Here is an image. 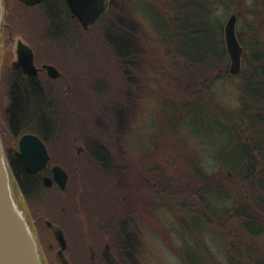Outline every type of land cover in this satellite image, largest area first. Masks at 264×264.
<instances>
[{
	"label": "trees",
	"instance_id": "obj_1",
	"mask_svg": "<svg viewBox=\"0 0 264 264\" xmlns=\"http://www.w3.org/2000/svg\"><path fill=\"white\" fill-rule=\"evenodd\" d=\"M166 2L169 8L175 9L170 21L155 4L146 10L147 18L164 39H170L184 58V69L178 75L172 72L170 76L179 85V101L174 102L172 107L178 112L174 113L180 118L179 123L187 126L193 137L203 143L200 146L209 158L206 166L195 164L188 181L166 186L171 189L168 199L172 203L179 201L187 217H191V227L195 233H201L202 228L207 226L209 230L220 232L225 240L221 250L224 259L214 254L206 243L200 247L196 242L184 250L183 264H264V0ZM233 3H238V6L233 8ZM46 11L45 19L27 15L20 20L22 26L34 27L36 34L48 33L52 41L56 36L68 33L72 24L68 22V11L64 5L59 2ZM233 13L238 15L237 34L244 47L243 66L239 74L230 72L231 61L225 42V24ZM105 22L108 23L106 20L100 21L88 29L82 27L84 57L87 60L91 46L97 42L89 38L90 33L98 32L96 36L101 37L105 48L129 69L137 57L135 52L128 53L138 49L136 38L132 34L126 35L123 28L115 32L118 25L108 24L106 27ZM11 42L8 39V59L11 58ZM48 44L53 52V43ZM103 54L107 55L105 59L108 60V54L104 51ZM80 73L82 75L83 71ZM234 78L238 79L239 104L229 108L216 99L213 87L219 81ZM16 80L21 83L13 89L14 100L7 108V118L13 132L49 131L52 138L80 133L87 154L93 161H77L79 171L70 174L71 168L61 161L63 153L53 152L51 163H61L70 174L67 189L62 191L56 184L49 188L44 185L43 175L51 173L50 168L30 173L25 169L20 155L6 148L13 173L29 210L34 213L39 232L42 226L51 231L45 218L62 224L70 241L66 254L71 262L90 264L87 247L89 236L85 231L88 228L98 248L95 249L97 255L107 261L112 260L107 264H118L110 250L101 246L105 230L111 227L114 203L119 204V200L124 202L125 199L119 191L114 198L110 194L109 188L115 186L116 181L104 185L102 188L106 192L102 194L97 192L95 185H103L101 178H106L111 163L106 151L103 154L100 150H93L94 146H106V138L99 129L94 130L93 123L90 125V121L96 123L97 119L98 122L102 120V116L96 112L98 101L90 94L93 91L89 85L91 79L88 82L82 76L72 79V88L69 91L62 89V96L56 98L13 75L9 79L10 84ZM1 114L3 111L0 109V117ZM110 114L118 115L119 112L110 110ZM171 122L175 127L176 123L172 119ZM101 125L99 123L95 127ZM206 145H210L211 149L208 150ZM119 176L114 172L110 177L116 180ZM79 179H83L82 186L76 185ZM122 186L120 188L124 189L125 185ZM166 188L163 190L168 191ZM112 200L116 202H110ZM81 211L86 214L85 221L80 216ZM59 213H64L63 217L60 218ZM110 232L112 234V229ZM112 237L116 238L114 232Z\"/></svg>",
	"mask_w": 264,
	"mask_h": 264
},
{
	"label": "rangeland",
	"instance_id": "obj_2",
	"mask_svg": "<svg viewBox=\"0 0 264 264\" xmlns=\"http://www.w3.org/2000/svg\"><path fill=\"white\" fill-rule=\"evenodd\" d=\"M119 1L120 6L112 9L109 13L111 20L105 22V25H118L115 32L122 28L129 33L134 32L138 49L130 52H135L137 57L131 62L129 70H126L128 68L123 66L119 58L113 56L112 51L105 48L104 41L96 36L98 32L90 33L89 38L97 42L93 45L89 43L92 45V51L89 52L87 60L82 53V45L77 47L80 52L76 62L75 58H67L69 68L77 65L83 71L82 79H91L89 85L93 91L90 94L97 99L96 112L102 116L100 122L97 119L94 123L93 120L90 125L93 123L94 130L99 129L103 133L101 135L106 138V146L103 147H108L105 150L111 166L106 178H101L103 185L95 184L97 192H106L102 187L116 181L115 186L109 188L110 194L114 198L119 191L125 199L124 202L119 200V204L114 203L112 215L109 212L112 216L110 230L112 229L116 238L112 237L113 232L111 234L108 233L110 230H105L101 247L110 250L118 264H183L184 250L196 242L200 247H203L202 243H206L214 254H219L224 259V253L221 251L225 244L224 236L220 232L209 230L207 226L202 228L201 233H195L191 227V217H187L186 211L178 204L179 201L172 203L168 199L171 189L166 186L183 184L193 174L195 164L206 166L209 161L200 146L203 143L193 137L187 126L179 123L180 118L175 114L178 112L172 107L174 102L179 101V85L173 82L170 76L172 72L178 75L184 69V58L170 39H164L153 22L147 18L146 10H149L151 4L159 7L169 21L174 17L175 9L169 8L167 0ZM237 6L238 3L232 5L233 8ZM14 25H10L12 34L18 31ZM28 25L33 27L32 24ZM33 28L28 29L32 32ZM175 46L177 47V42ZM3 48L4 43L1 44L0 41V87L1 82L3 83V70L7 66V60L4 67L2 66ZM98 51L101 53L100 57ZM103 51L108 54V60L105 59L107 55L103 56ZM96 84L103 89H96ZM237 85V78L219 81L213 87L216 99L229 108L238 106ZM79 98L81 99V96ZM110 110L119 114L111 115ZM170 118L177 127L173 126ZM99 123L102 124L101 127L96 128L95 125L98 127ZM81 141L85 145V141ZM206 146L208 150L211 149L210 145ZM63 158L71 168L70 174L75 170L79 171L77 163L69 160V153L63 154ZM99 169L102 170L101 167ZM114 172L120 174L116 180L110 177ZM12 182L16 202L18 197H22L27 205L24 194L13 176ZM122 184L125 185L124 189L120 188ZM76 185L82 186L83 179H79ZM63 195L65 197V194ZM166 201L168 203L163 206ZM167 205L170 207H166ZM27 208L29 210L28 205ZM81 212L80 216L85 221L86 214ZM28 214L30 217H26L42 243L43 251L41 247L40 251L44 252V264H60L56 256L60 246L53 231L42 226L39 232L34 213L29 210ZM63 215L64 213H59L60 218ZM47 220L51 219L45 218V222ZM85 231L89 236L87 247L91 245L96 252L98 248L90 237L88 228ZM126 244L128 252L125 249ZM88 255L91 261L90 248ZM96 256L101 258L97 253Z\"/></svg>",
	"mask_w": 264,
	"mask_h": 264
},
{
	"label": "flooded vegetation",
	"instance_id": "obj_3",
	"mask_svg": "<svg viewBox=\"0 0 264 264\" xmlns=\"http://www.w3.org/2000/svg\"><path fill=\"white\" fill-rule=\"evenodd\" d=\"M59 2L64 5L65 9H67L68 12L66 13V15L68 16V22L72 24V27H70L68 33L64 35H58L52 41V36H50L48 33L43 32L36 34L35 31L31 32L27 27L25 28L22 26L20 20L27 17V15L36 16L38 18L43 17L45 19V17H47L46 10H48L49 7L58 4ZM115 6H120L119 0H106V8L97 18V20L90 26L99 23L100 21L103 22L102 20L104 19L106 21H110L111 19L109 17V13L112 12V9H114ZM3 7L4 23L2 27L3 33L1 36V44L4 43V48L2 49V66L4 67L5 60H7V66L5 65L6 67L3 70V83L1 82L0 87V109L3 111V114H1L0 117V132L5 149L8 148V150L19 154L21 150V138L27 133H34L38 135L46 144L47 149L51 155L47 167L45 168L46 170L50 168L51 173H45L44 175H52L53 166L56 164L62 165L59 162L51 163L53 152H61L63 154L69 153V160L71 162L82 161L83 159H89L90 161H92V158L87 154L86 146L82 144L80 133H77L75 135L70 133L67 136L62 137L58 135L57 138L56 136L55 138H52V135H50L49 131L43 132L42 130H38L13 132L12 128L10 127L9 119L7 118V108L10 104L12 105V102L14 100L13 89H16L21 83L20 81L16 80L15 82L10 84L9 79L12 75L17 77L18 79L23 80L24 83H26L25 81H28V84H31L38 89H42V91L47 93L49 96H54V98H56L57 96H62V89H65V91H69L72 88L73 84L71 80L81 76V68L77 67V65L69 68L67 66V58H69L70 60H73L75 58L76 62V58L78 57V54L80 52V50H78L79 48L77 47L82 44L83 40V24L81 20L77 16H74L68 0H40L39 2L33 4H29L24 0H3ZM10 25H14L15 29L18 30L16 34H12ZM125 34H132L134 36V33H129L127 31L125 32ZM59 37H61V39ZM8 39L12 41L9 54L11 56L10 59L7 58V53L9 51L7 49ZM20 40L29 44L34 51V61L37 68L36 73H29L26 71L24 66L15 65V62L19 59L20 55ZM44 40L46 41V44ZM47 42H50L51 45L53 43V48L55 47L53 52L50 51L51 49ZM62 44L64 45L62 46ZM128 53L131 52L128 51ZM47 65L56 66L60 71L59 75L57 77H52L48 72ZM64 85L66 86L64 87ZM96 89L102 90L103 88L99 86V84H96ZM105 149H108V147L105 148L101 146H94L93 148L94 151L100 150L102 153L106 151ZM60 158L62 159V156H60ZM61 161L64 162V158ZM106 261L107 260L102 258L97 259L98 264H107V262L112 260H108L107 262Z\"/></svg>",
	"mask_w": 264,
	"mask_h": 264
},
{
	"label": "water",
	"instance_id": "obj_4",
	"mask_svg": "<svg viewBox=\"0 0 264 264\" xmlns=\"http://www.w3.org/2000/svg\"><path fill=\"white\" fill-rule=\"evenodd\" d=\"M29 4L40 0H24ZM74 16H77L84 28L94 23L106 8V0H68ZM3 0H0V31L2 29ZM238 15L231 14L225 24V42L230 57V72L239 74L243 66L244 47L237 34ZM19 59L17 66H24L27 72L36 73L32 47L24 41H19ZM52 77H57L59 69L54 65H47ZM20 156L25 169L30 173L44 170L50 160V153L44 141L34 133L25 134L20 141ZM52 175H44L43 183L46 187L58 184L62 190H66L69 181L68 171L56 164L52 168ZM12 168L8 161L6 151L0 134V264H43L38 238L31 229L26 218L18 210L12 195L10 180ZM47 225L53 229L56 240L59 243L57 257L61 264H73L66 254L69 246L64 228L47 220ZM90 257L93 264L96 261V252L90 245Z\"/></svg>",
	"mask_w": 264,
	"mask_h": 264
},
{
	"label": "bare ground",
	"instance_id": "obj_5",
	"mask_svg": "<svg viewBox=\"0 0 264 264\" xmlns=\"http://www.w3.org/2000/svg\"><path fill=\"white\" fill-rule=\"evenodd\" d=\"M10 187H11L12 195H13V197H14L12 177H11V180H10ZM14 200H15V197H14ZM15 202H16V200H15ZM16 205H17V207H18V210L21 212V214H22L24 217L28 216V211H27V209H26V207H25V204H24V201H23L22 197H20V199H19V197H18V202H16ZM28 217H29V216H28ZM31 227H32V225H31ZM32 229H33V227H32ZM33 230H34V229H33Z\"/></svg>",
	"mask_w": 264,
	"mask_h": 264
}]
</instances>
